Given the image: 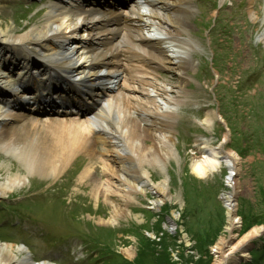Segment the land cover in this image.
I'll return each mask as SVG.
<instances>
[{
    "label": "bare ground",
    "instance_id": "obj_1",
    "mask_svg": "<svg viewBox=\"0 0 264 264\" xmlns=\"http://www.w3.org/2000/svg\"><path fill=\"white\" fill-rule=\"evenodd\" d=\"M194 1L54 0L32 24L4 26L0 20V151L15 161L0 163L8 169L0 194L24 186L29 177L53 181L84 155L77 184L89 185L94 199L116 200L106 222L127 214L125 206L148 186L164 199L166 184H155L147 167L174 156L175 120L195 96L187 89L192 57L199 56L188 22ZM0 13L5 18L6 9ZM164 71H174L178 80ZM205 116L213 118L211 112ZM226 138L216 148L199 139L201 156L190 167L203 178L224 165L234 188L239 156L225 149ZM235 205L232 195L225 198L228 235L213 247L212 264L240 261L264 232V225L255 226L233 239ZM124 253L132 257L131 249ZM0 264L56 263L35 261L24 247L0 241Z\"/></svg>",
    "mask_w": 264,
    "mask_h": 264
},
{
    "label": "rangeland",
    "instance_id": "obj_2",
    "mask_svg": "<svg viewBox=\"0 0 264 264\" xmlns=\"http://www.w3.org/2000/svg\"><path fill=\"white\" fill-rule=\"evenodd\" d=\"M51 2L0 0V9H6L0 20L4 26L32 24ZM194 2L188 22L199 56L192 57L187 89L195 96L175 120L174 156L159 167H147L155 184H166L164 199L148 186L125 206L127 214L106 222L116 200L94 199L89 185L77 184L87 162L78 155L55 180L29 177L24 186L0 194V241L24 247L35 261L56 264H212L213 247L228 235L227 196L236 203L233 239L264 225L263 3L253 0L257 17L252 20L249 0ZM205 15L208 19L201 20ZM164 72L178 80L174 71ZM208 112L213 118L205 120ZM224 135L225 149L239 156L234 188L224 165L203 178L190 167L201 156L199 139L216 148ZM2 162L15 161L0 151ZM7 171L0 165V182ZM31 192L37 196H24ZM157 199L156 207L152 202ZM128 248L131 258L124 253ZM235 264H264V232L249 242L247 255Z\"/></svg>",
    "mask_w": 264,
    "mask_h": 264
},
{
    "label": "trees",
    "instance_id": "obj_3",
    "mask_svg": "<svg viewBox=\"0 0 264 264\" xmlns=\"http://www.w3.org/2000/svg\"><path fill=\"white\" fill-rule=\"evenodd\" d=\"M241 217H243V215L241 216ZM251 218H252V215L250 216ZM251 222V221H250ZM253 222V221H252ZM137 263V262H136Z\"/></svg>",
    "mask_w": 264,
    "mask_h": 264
}]
</instances>
